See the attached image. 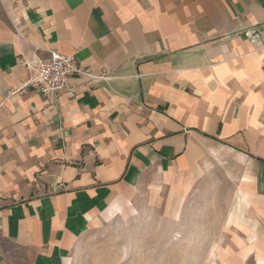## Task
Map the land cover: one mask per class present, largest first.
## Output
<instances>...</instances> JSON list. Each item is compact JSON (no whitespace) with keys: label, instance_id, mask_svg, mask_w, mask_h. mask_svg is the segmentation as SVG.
<instances>
[{"label":"crops","instance_id":"0c3cea01","mask_svg":"<svg viewBox=\"0 0 264 264\" xmlns=\"http://www.w3.org/2000/svg\"><path fill=\"white\" fill-rule=\"evenodd\" d=\"M49 51L94 78L41 97L25 65ZM216 153L242 164L235 263L264 264V0H0V264H71L114 205Z\"/></svg>","mask_w":264,"mask_h":264},{"label":"rangeland","instance_id":"374dc122","mask_svg":"<svg viewBox=\"0 0 264 264\" xmlns=\"http://www.w3.org/2000/svg\"><path fill=\"white\" fill-rule=\"evenodd\" d=\"M241 170L234 156L216 153L187 188L174 187L184 180L177 175L155 180L131 205L106 212L77 243L71 264H236L233 255L249 249L240 213L232 210Z\"/></svg>","mask_w":264,"mask_h":264},{"label":"built area","instance_id":"2783aa9c","mask_svg":"<svg viewBox=\"0 0 264 264\" xmlns=\"http://www.w3.org/2000/svg\"><path fill=\"white\" fill-rule=\"evenodd\" d=\"M25 66L34 68L36 71V76L29 86L41 97L50 100L68 90V82L71 78L75 76L94 78L79 65L74 56L63 55L57 51H49L45 59Z\"/></svg>","mask_w":264,"mask_h":264}]
</instances>
